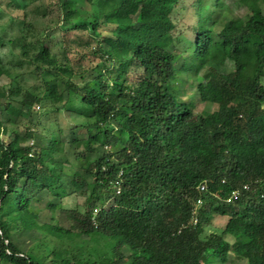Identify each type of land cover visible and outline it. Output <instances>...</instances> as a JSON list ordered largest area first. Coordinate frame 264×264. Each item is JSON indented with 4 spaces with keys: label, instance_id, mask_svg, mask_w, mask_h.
Wrapping results in <instances>:
<instances>
[{
    "label": "trees",
    "instance_id": "obj_1",
    "mask_svg": "<svg viewBox=\"0 0 264 264\" xmlns=\"http://www.w3.org/2000/svg\"><path fill=\"white\" fill-rule=\"evenodd\" d=\"M58 4L65 33L87 37L75 64L40 44L42 87L21 92L2 83L0 51V264H229L232 255L264 264V0ZM188 9L194 22L174 18ZM192 93L216 109L196 112ZM39 103L86 120L71 128L77 165L55 159L58 140L33 143ZM42 192L83 199L66 210L67 227L39 225L32 202ZM213 216L226 222L208 232ZM42 228L65 252L38 257L13 241Z\"/></svg>",
    "mask_w": 264,
    "mask_h": 264
},
{
    "label": "rangeland",
    "instance_id": "obj_2",
    "mask_svg": "<svg viewBox=\"0 0 264 264\" xmlns=\"http://www.w3.org/2000/svg\"><path fill=\"white\" fill-rule=\"evenodd\" d=\"M17 4H10V0H0V36L3 39V45L0 49L2 59L10 73L9 77H4L3 82L8 89L20 88L23 91H35L42 87L40 73L34 71L35 63L40 67H46L42 62L35 60L34 54L37 52L40 44H45L50 54L57 59L68 57L72 63H76L78 55L75 51L86 52L88 46L86 34L83 32L67 31L65 33L63 27V14L59 10L58 0H15ZM192 0H182L184 5H188ZM236 10V9H235ZM191 11L188 9L186 13L177 12L173 16L177 20H181L184 24L194 22L191 19ZM244 11V10H243ZM235 12V11H234ZM238 14L242 13V9L237 10ZM89 41V39H88ZM91 40L89 43L91 44ZM89 44V45H90ZM233 70L232 63L221 69L223 73ZM12 81V83H11ZM264 85V79L262 80ZM184 86L188 92L193 91L190 83ZM19 99V96H15ZM192 99L195 103V111H209L216 109L210 104H203L198 101V96L192 93ZM34 106L37 113L35 125L36 131L31 138L33 143L46 145L47 137L59 141V149L56 150L54 157L60 160H69L77 165V161L73 160V153L79 149L74 146L71 140L75 133L71 131L73 126L85 123V119L77 115L68 114L63 110L55 111L54 108L48 107L45 103ZM0 118L3 114L0 112ZM23 124H28L25 119H21V127L19 131L23 133ZM78 134L82 135V130H78ZM44 138V139H43ZM25 141L30 144L32 141ZM79 163V162H78ZM69 172V171H68ZM62 178L69 180V173ZM53 200L56 210L50 212L46 203ZM83 201L77 195L71 194L64 198L54 199L48 192L38 194L37 201L32 202L33 209L37 213L39 225L52 224L57 222L61 227H67L66 210L80 205ZM226 218L213 216L207 222L206 231H218L225 225ZM44 230L27 229L17 232L13 241L17 244L21 251H32L38 257H43L52 247L58 248L60 252H65L68 243L66 241L58 242L54 237L45 235ZM41 237H43L41 239ZM86 239L84 236H79ZM41 239V240H40ZM228 242H232L231 237H226ZM229 264H246L243 259L234 255L231 256Z\"/></svg>",
    "mask_w": 264,
    "mask_h": 264
},
{
    "label": "built area",
    "instance_id": "obj_3",
    "mask_svg": "<svg viewBox=\"0 0 264 264\" xmlns=\"http://www.w3.org/2000/svg\"><path fill=\"white\" fill-rule=\"evenodd\" d=\"M207 190V184L206 182L201 183L198 186V191L200 193H204ZM249 190V185L248 184H244L241 189H235L233 191H231L230 195L227 197L226 199V203H230L233 199H237L241 196V192L242 191H248ZM203 200L200 198L196 201V203L194 204V208H193V213L191 216V219L189 221L190 224L195 225L198 221L197 217H196V212L198 211L197 209L200 208V206L202 205Z\"/></svg>",
    "mask_w": 264,
    "mask_h": 264
},
{
    "label": "clouds",
    "instance_id": "obj_4",
    "mask_svg": "<svg viewBox=\"0 0 264 264\" xmlns=\"http://www.w3.org/2000/svg\"><path fill=\"white\" fill-rule=\"evenodd\" d=\"M200 184H201V183H200ZM200 184H199V185H200ZM206 184H207V183H206ZM199 185H198V186H199ZM207 189H208V188H207ZM206 192H207V190H206L204 193H206ZM229 195H230V194H229ZM229 195H228V196H229ZM228 196H227V197H228ZM215 197H216V195H215ZM226 199H227V198H226ZM226 199L224 200V202H226ZM231 202H232V201H231ZM231 202H230V203H231ZM195 203H196V202H195ZM200 208H201V206H200Z\"/></svg>",
    "mask_w": 264,
    "mask_h": 264
}]
</instances>
